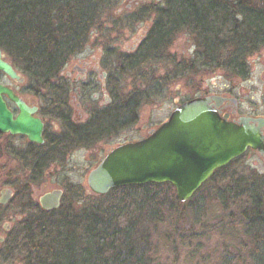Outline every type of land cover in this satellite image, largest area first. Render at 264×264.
I'll list each match as a JSON object with an SVG mask.
<instances>
[{
	"label": "trees",
	"instance_id": "16d2710c",
	"mask_svg": "<svg viewBox=\"0 0 264 264\" xmlns=\"http://www.w3.org/2000/svg\"><path fill=\"white\" fill-rule=\"evenodd\" d=\"M113 4L114 0H0V50L30 87L45 91L38 96H55L58 93L50 89L68 86L62 70L90 44L91 35L119 30L111 20ZM147 9L131 21H151L135 57L103 48L105 57H116V83L113 107L100 112L94 133L133 127L140 104L149 90L161 89V81L202 73L245 81L250 61L264 50V0H163ZM182 37L194 51L190 58L176 60L169 51ZM160 63L166 73L155 85L151 72ZM124 76L133 80L128 92L121 88ZM146 79L154 87L145 89ZM41 103L45 108L55 104L50 99ZM87 136L94 142L100 135ZM241 161L216 171L185 203L177 201L174 187L167 183L119 187L103 196L67 185L59 209L50 212L28 197V213L15 229L7 257L23 255L25 264H154L159 252L175 257L181 246L190 248L191 234L215 244L217 264H264V176L250 171L237 177ZM44 162L52 161H38L36 182L43 178ZM29 191L24 187L22 200ZM204 209L209 212L196 230L194 215ZM197 239L195 249L201 243Z\"/></svg>",
	"mask_w": 264,
	"mask_h": 264
},
{
	"label": "flooded vegetation",
	"instance_id": "af4514ba",
	"mask_svg": "<svg viewBox=\"0 0 264 264\" xmlns=\"http://www.w3.org/2000/svg\"><path fill=\"white\" fill-rule=\"evenodd\" d=\"M146 2H150V4L162 3V1L158 3L155 0H127V3L115 13V16L129 15L132 21L138 17L137 15L131 16V14L134 13L136 9L145 5ZM147 10L148 9L140 10V12ZM115 27H111V29ZM150 27V23H140L135 31H131L126 37L129 38L131 48L127 52L122 53H127L131 58L135 57ZM110 49L115 52L114 48ZM160 58H162V55H160ZM115 60V55L105 57L103 49L99 46L95 51V55H91L84 60L78 59L76 63L72 61L69 62L66 66L68 70L62 75L63 78L68 81V86L50 89V91L56 94L58 93L59 95L54 94L55 96L49 98L38 96L39 92L44 93V90L24 87L11 88L2 84L0 81L3 86L9 88L13 94L24 103L28 110H34V112L31 113V117L38 119L42 125L40 133L41 143L31 142L25 135L0 133V209H6L11 204L14 205V203H16L14 210L17 209L16 211L22 214L23 208L30 205L28 201L23 205L21 196H16V187L20 185L23 189L27 187L30 191H33L34 187L40 184L43 178L37 182L33 178L36 175V165L38 161H52L48 164L47 162L42 163L43 170L41 174L44 176L52 166H59L61 170L71 156L76 157L77 155L88 152L99 143L105 142L109 144L119 138V135H122L132 128L124 129L121 132H117L114 128L100 133L93 132L94 124L96 120H98L100 112H106L109 108L113 107L114 98L112 85L116 83L115 75L108 73L106 71L107 68H105L101 62H104L106 65L110 64L114 67L113 62H115ZM261 63L264 66V63ZM249 78L243 82H239L238 87L236 84L231 85V91L220 95H212L204 88L198 89L193 98H209V106L215 114H217L220 119L236 127H241V119H248L247 124L258 133L261 138V143L256 149L247 148L240 160H244L248 155L258 158V160L264 164V124L260 125L256 121L258 119L264 120V116H262L256 108H250L248 111L244 112L242 109V102L237 95H234L235 92L239 91L241 84H251ZM24 81L25 80H23L22 83L12 82L16 85H22ZM78 85H80V87ZM90 95L92 96L90 97ZM213 97H218L219 100H212ZM2 99L12 115V118L16 119L20 115L18 108L8 97L3 96ZM44 99H50V101H54L55 104H52L50 108H45L44 104L41 103ZM151 131L152 130L140 140L147 138ZM87 134L100 136L97 140L92 142V137H88ZM88 141L90 144L87 146L85 144ZM126 143H129V141L123 144ZM112 149L113 148H108L105 155ZM11 163L15 165L13 171L15 178L8 180V176L11 174L8 170V166ZM253 171L260 176H264V174L259 172L255 167H253ZM53 190L63 191V188L59 187ZM49 192H45L43 195ZM39 199L37 201L32 200L34 206L37 205L40 207ZM10 218L12 217L10 216ZM13 218L14 219H11V221L7 223L0 217V249L1 247H8L16 234V228L12 227L11 222L13 220L16 223L22 222L24 214L14 215Z\"/></svg>",
	"mask_w": 264,
	"mask_h": 264
},
{
	"label": "water",
	"instance_id": "95a60500",
	"mask_svg": "<svg viewBox=\"0 0 264 264\" xmlns=\"http://www.w3.org/2000/svg\"><path fill=\"white\" fill-rule=\"evenodd\" d=\"M0 73L12 81L23 82L1 50ZM3 96L20 111L16 119L12 118ZM209 103V98L189 100L176 107L168 120L147 138L112 149L89 172V190L103 196L119 187L167 183L174 187L178 202L190 200L216 170L261 143L258 133L247 124L248 119H241V127H236L220 119ZM33 112L0 84V133L25 135L31 142L41 143L42 125L31 117ZM256 121L264 124L263 119ZM61 198L62 191L53 190L40 197L39 205L44 211H54L59 208Z\"/></svg>",
	"mask_w": 264,
	"mask_h": 264
},
{
	"label": "rangeland",
	"instance_id": "374dc122",
	"mask_svg": "<svg viewBox=\"0 0 264 264\" xmlns=\"http://www.w3.org/2000/svg\"><path fill=\"white\" fill-rule=\"evenodd\" d=\"M126 3L127 0H114V4L111 10V20L117 21L119 30L116 32L114 30H111L104 36H97V34L94 32L91 35L90 44L86 46L82 53L78 54L71 60L73 63H76L78 59L84 60L89 58L91 55H95V51L97 48H99V46H101L102 49L104 48V46L114 48L116 52H127L128 50H130L131 44L129 42V38L126 37L131 31H135L140 23L131 24L129 15H120L117 17L115 16V13L119 11V9H121ZM150 5V2H146L145 5H143L141 8L136 9L134 13L131 14V16L138 15V13H140V10H145ZM125 16L127 17V19ZM108 22L106 24H108ZM150 22L151 21H148L146 23ZM193 51L194 49L191 46V43L187 41L185 37H182L174 42V44L171 46L169 54L176 60H180L181 58H190V56L193 54ZM261 62L264 63V50L259 56L253 58L249 63L248 78L250 77L249 79L251 81V84H241V86L239 87L240 92H235L234 95H237L242 102V109L244 112L248 111L250 108H256L257 111L262 116H264V66ZM101 63L105 68H107L106 71L108 73L112 74V72H114L115 66L112 67L110 64L106 65L104 62ZM66 66L62 70V75H64L65 71L68 70ZM152 70L153 71L151 72V75L152 77H154L153 79H155V81L153 82L156 83L155 85H158L159 81L157 79L165 75V67L162 66V63H160L154 65ZM202 74L178 78L176 80H171L168 82L164 81L163 83L161 81V78V82L159 83L161 89L156 92L152 91L153 89H151V87L153 86V84L148 81V79H146L147 83L145 84V89L148 85H150L151 90L148 91L149 96L143 101V103L140 104L137 123L131 129L127 130L122 135H119V138H117L115 141L109 144L105 142L99 143L92 147L88 152L77 155L76 157L71 156L67 160V163L64 165V168H62L61 170L59 166H52L50 170L46 172V175L43 176L40 184L34 187L33 191H29L30 195H28L29 192L25 194L28 196L24 197L22 201L23 205L27 203L29 199L37 201L39 197L45 192H49L59 187L63 188L67 185L72 188L78 187L85 193L90 192L87 186V176L89 172L94 169L95 166L104 158L108 148H116L118 145L123 144L124 142H134L144 138L150 130L158 128L160 124L165 122L178 104H181L186 100L193 98L195 92L198 89L204 88L212 95H220L231 91V85L236 84L238 87L239 82H243L237 79L229 80V78L224 77L222 74ZM0 81L2 84L11 88H32L30 87V84L27 80H25L22 85H16L2 74H0ZM132 82L133 80L131 79V77L129 78L124 76L121 85V88H123L124 92H128L131 90L130 84ZM78 86L80 87V85ZM138 86L140 85L136 84L135 87L138 88ZM140 88L144 89V85H141ZM91 96L92 95H90V97ZM12 164L13 163L8 166V170L11 173L8 176V180H12L15 178L13 172L15 169V165ZM236 167H238L236 169L237 177L243 175L245 176L248 172L253 171V167L257 168L259 172L264 174V164L260 162L256 157L247 155L246 158L242 160ZM19 187L20 185L16 187V192L18 193H16V196L18 197L22 196L23 191V187ZM196 206L197 205H195L194 208H196ZM14 207H16V203H14V205L11 204L6 209H0V217L3 219V221L9 223L11 219H14V215H23L24 213H28L27 208H23V213L21 214L19 211H16L17 209L14 210ZM200 211H197V214L194 215L192 221V224L194 225V228L196 230L199 229V223H202L205 220L207 213L209 212H207L205 209L202 213H200ZM10 216L12 218H10ZM188 223H190V221ZM20 224L21 222L16 223L14 222V220L11 222L12 227L17 229ZM195 237L198 238V241H201L200 244L196 245V249L193 248L192 245L193 241H195ZM187 238L192 240L194 239L190 248L185 245L181 246L177 250L175 257H171L166 253L164 254L163 251L159 252L154 264H217L218 259L216 257L218 255V249L215 247V244L212 243V241L204 242L200 237L193 236L191 234H187ZM188 242H191V240H189ZM6 250L7 247H1L0 249V264H25L22 260L23 255L21 256L19 254H15L10 259H8Z\"/></svg>",
	"mask_w": 264,
	"mask_h": 264
}]
</instances>
